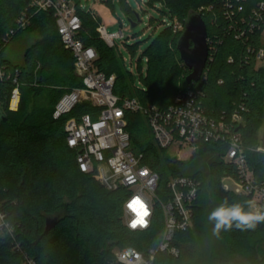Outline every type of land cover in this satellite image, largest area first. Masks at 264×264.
Returning <instances> with one entry per match:
<instances>
[{
	"label": "trees",
	"instance_id": "obj_1",
	"mask_svg": "<svg viewBox=\"0 0 264 264\" xmlns=\"http://www.w3.org/2000/svg\"><path fill=\"white\" fill-rule=\"evenodd\" d=\"M156 1L163 2L164 14L172 22L177 19L185 24L191 13L202 16L209 42L215 47L206 65V79L186 82L190 71L177 51L182 33H174L169 27L145 51L146 88L135 87L121 55L98 33L100 19L82 10L80 0H74L82 24L80 38L97 52L99 71L116 77L115 95L136 98L143 106L167 109L178 94L188 89L201 91L205 111L215 118L223 114L230 117L243 106L244 121L238 132L249 165L261 179L264 153L255 150L260 145L258 133L264 122V66L256 65L248 48L260 47L264 22L260 31L248 35L247 43L244 38L237 40L236 31L230 30L223 0H152ZM260 1L249 0L238 20L250 21ZM32 2L0 0V65L12 76L0 79V206L15 230L14 239L0 236V264H24L27 257L36 264H104L115 249L133 247L145 252L156 247L162 233L160 215L146 232L128 230L124 224L128 190L121 187L108 191L94 174L79 170L77 153L67 146L65 126L83 115L97 119L99 109L82 102L71 113L54 119L61 99L83 89L84 84L76 74L72 52L61 41L54 12L37 11ZM120 2L128 18L135 19L127 0ZM23 15L29 22L25 29L18 23ZM11 32L15 34L8 37ZM21 33L41 38L26 50L22 64H13L3 53ZM14 77L21 93L17 111L9 109ZM127 118L132 142L143 155V163L160 177V194L173 177H192L202 183L194 228L177 236L181 256L163 255L162 262L158 258L156 264H230L237 257L247 264H264V222L254 228H238L234 222L231 228L217 233L215 222L209 220L210 213L225 200L229 206L239 203L249 211L248 198L222 188V178L234 174V169L221 160L224 146L200 143L189 161L180 162L170 157L169 150L155 144L143 114H127ZM200 164L201 168L193 170V165ZM208 164L205 172L203 168ZM47 221H56V225L44 235ZM202 244H207L204 250Z\"/></svg>",
	"mask_w": 264,
	"mask_h": 264
},
{
	"label": "built area",
	"instance_id": "obj_2",
	"mask_svg": "<svg viewBox=\"0 0 264 264\" xmlns=\"http://www.w3.org/2000/svg\"><path fill=\"white\" fill-rule=\"evenodd\" d=\"M248 1L223 0L230 30L236 31L237 40L244 38L247 43L248 35L260 31L264 22L263 0L254 8L250 21L238 20V15L244 12ZM32 7L37 11L54 12L61 41L72 52L76 74L84 84L83 89H76L61 99L56 106L54 119L71 113L83 101L90 102L99 109L97 119L91 115H83L80 119L69 120L65 126L67 146L77 153L76 163L79 170L84 174H94L108 191L121 187L128 190L129 197L124 204V224L128 230L146 232L154 225L158 215L161 217L162 233L156 247H149L145 252L133 247L115 249L104 264H156L163 255L180 257L181 248L177 236L194 228L195 206L202 187L201 181L196 178L173 177L165 191L160 194L159 175L143 163L142 154H136L131 149L132 139L128 130L127 114H143L155 144L162 149L176 147L179 152L190 149L193 155L200 143L224 146L221 160L234 169V174L222 178V188L248 198L251 202L249 210L264 211V175L261 179L256 177L249 165L242 136L238 132L244 121L243 106L238 107L230 117L223 114L215 118L205 111L200 90L188 89L178 94L167 109L153 105L143 106L136 98H121L114 93L116 77L99 71L96 65L97 52L87 47L80 38L82 24L74 0H33ZM18 23L21 29H25L29 23L26 15L21 16ZM170 27L174 33H183L185 30V24L177 19ZM98 33L111 47L113 38H123L121 32L108 35L103 26L98 29ZM263 33L264 30L260 47L248 48V53L253 56L258 67L264 66ZM14 34L11 32L8 37ZM208 46L207 63L211 62L212 52L215 50L209 39ZM229 62L232 63L233 60L230 59ZM11 77L0 65V79L9 80ZM206 77L204 70L200 81ZM13 83L15 87L10 97L9 109L17 111L21 102L20 85L15 77ZM255 151L261 153L260 148ZM133 198H139L148 208L146 226H130L135 214L127 205ZM5 235L14 239L15 230L7 222L0 206V236ZM24 264L36 262L27 257Z\"/></svg>",
	"mask_w": 264,
	"mask_h": 264
},
{
	"label": "rangeland",
	"instance_id": "obj_3",
	"mask_svg": "<svg viewBox=\"0 0 264 264\" xmlns=\"http://www.w3.org/2000/svg\"><path fill=\"white\" fill-rule=\"evenodd\" d=\"M127 3L132 12L139 14L142 21L135 29L131 28L128 22V16L124 12L120 0H80L81 9L86 12H93L94 15L100 19L101 26L105 27L108 35H115L120 32L123 34V38L112 39L113 48L123 58L124 67L132 74L135 87L145 89L146 85L144 79L148 73V59L145 55V51L161 33L170 27L172 21L164 14L165 7L162 1L127 0ZM40 38L38 34L21 33L7 46L3 53L4 58L13 64H22L26 50L39 41ZM262 38L264 41V33ZM106 44L108 45L107 42ZM258 140L260 145L257 149L260 148L261 153H264V122L258 133ZM131 149L138 154V149L133 142ZM169 155L174 160L187 162L191 158L192 152L190 149L179 152L177 148L174 147L169 150ZM201 165L202 164L193 165V170L198 167L201 168ZM203 170L208 172L209 164L203 168ZM206 247L207 244H202L203 250ZM233 259L234 258L230 260ZM230 264L247 263L237 257Z\"/></svg>",
	"mask_w": 264,
	"mask_h": 264
},
{
	"label": "water",
	"instance_id": "obj_4",
	"mask_svg": "<svg viewBox=\"0 0 264 264\" xmlns=\"http://www.w3.org/2000/svg\"><path fill=\"white\" fill-rule=\"evenodd\" d=\"M128 22L132 29L137 28L142 23L139 14L136 13L135 19L128 18ZM177 51L184 67L190 71L186 82L188 84L198 83L202 78L209 57L208 29L200 14L191 13L188 16L185 30L177 44ZM55 225L56 221H47L44 235H47Z\"/></svg>",
	"mask_w": 264,
	"mask_h": 264
},
{
	"label": "clouds",
	"instance_id": "obj_5",
	"mask_svg": "<svg viewBox=\"0 0 264 264\" xmlns=\"http://www.w3.org/2000/svg\"><path fill=\"white\" fill-rule=\"evenodd\" d=\"M251 204V202H249ZM127 207L135 214V219L131 222V227L146 226V217L149 215L148 208L139 198H133ZM209 220L215 222L214 231L228 229L236 222L238 228H254L257 223L264 222V211H245L239 204L228 205L225 200L218 208L209 215Z\"/></svg>",
	"mask_w": 264,
	"mask_h": 264
}]
</instances>
